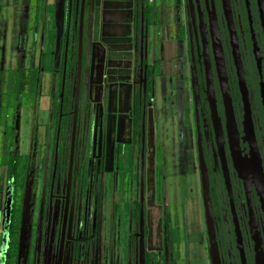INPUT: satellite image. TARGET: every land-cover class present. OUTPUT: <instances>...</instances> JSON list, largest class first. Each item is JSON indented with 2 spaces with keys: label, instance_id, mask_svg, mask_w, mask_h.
Instances as JSON below:
<instances>
[{
  "label": "flooded vegetation",
  "instance_id": "flooded-vegetation-1",
  "mask_svg": "<svg viewBox=\"0 0 264 264\" xmlns=\"http://www.w3.org/2000/svg\"><path fill=\"white\" fill-rule=\"evenodd\" d=\"M125 1L129 4V1ZM147 2L150 1H138L142 11L139 14L137 10L133 31L128 27L123 28L120 31V42L115 46L109 45L119 50L118 60L106 61L107 48L102 39L93 36L92 32L86 47L87 33L84 29L83 60L87 49L89 58H92V53L97 52L101 58L97 66L103 83L121 80L122 74L125 77L122 79L131 80L132 72L127 70L129 64H123L121 49L129 52L132 45L134 47L139 45L141 57L147 56L149 30L148 25L144 23L145 19L148 23ZM180 2L186 12L184 32L189 45L196 160L208 239L209 264H212L210 256L212 245L220 264H264V0H180ZM124 4L122 3V6H126V9L128 5ZM80 10L81 0H67L62 18L64 44L59 106L64 97L66 61L70 50L74 48L77 65L71 113L73 117ZM88 16L87 13L85 27L89 20ZM93 18L91 13V21ZM138 18L141 22L140 28L137 25ZM125 34L126 38L123 37ZM147 67V64L142 62L143 74H146ZM144 87L146 89V85ZM120 88L126 94V99L119 107L128 110L130 105L126 106L124 101L127 100L130 85L124 84ZM106 99L105 95L101 106L102 109L107 106L109 113L101 117L102 121H106L107 131L112 132V120L115 118L113 111H116L119 101L114 100L112 96ZM150 106L149 102H144L139 134L145 135L146 128H149L146 112ZM60 119L62 116L59 115ZM80 122L78 109V125ZM102 133L104 131L101 130ZM59 138L60 130L56 140L48 208L45 212V221L43 222L44 212H41L37 225L33 263H29L28 260L29 241L27 249H23L21 255L19 243L17 256L12 261L16 260V264H153V252L147 243L148 225L143 197L137 202L134 201L136 206L130 210L129 225L126 227L113 226L116 214L120 213L118 211L111 212L112 215L108 213L107 216L103 215L100 209L76 212L75 179L67 207V178L64 192L56 191L55 187L58 175ZM119 139L121 143L124 142L122 136ZM121 146L118 145L117 148ZM12 206L13 204L11 210ZM105 222L112 225L105 227ZM119 222L124 223L121 219ZM131 224H135V227H130ZM208 224L212 230V238L208 232ZM26 229L28 234V226Z\"/></svg>",
  "mask_w": 264,
  "mask_h": 264
},
{
  "label": "rangeland",
  "instance_id": "rangeland-1",
  "mask_svg": "<svg viewBox=\"0 0 264 264\" xmlns=\"http://www.w3.org/2000/svg\"><path fill=\"white\" fill-rule=\"evenodd\" d=\"M138 1L140 2V0ZM48 2V0H37V6L42 9L43 17L44 11L46 16L52 14ZM148 6L150 22L147 23V19L144 22L148 28L161 24L165 20L164 18H170L173 20L172 32L174 34L177 28L185 29L186 12L180 0H153L148 3ZM138 11L139 14L142 11L140 4ZM88 15L86 47L93 30L89 9ZM137 25L140 28V18H138ZM123 37L126 38L127 34ZM63 44V37H61L56 57H54L55 50L51 48L52 45L49 42L48 50H45L43 54H33L21 59L24 71H29L32 75H35V71H37L34 96L30 104H23L24 99L21 92L25 89H16L15 71H9L8 76L11 85L15 84V88L10 89V82L7 84L8 86L4 85V69L6 68L4 61L6 58L0 57V69L2 68L0 71V264H4L7 250L9 206L13 204L24 212L25 200L29 199L27 194H30L31 201L28 203L31 205L27 234V238L29 236L28 260L29 263H33L37 225L41 212H44L43 222L45 221V212L48 208L58 130H60V138L58 175L55 187L56 191L60 193L64 192L66 187L72 134L73 116L71 113L74 101L75 70L72 77L70 76L71 80H68V86H71L70 108H65L62 126L59 128L58 109L62 87ZM132 46L129 52L121 49L123 64H129L127 70L132 72L131 80L122 79L124 77L122 74L121 80L108 82V84L115 82L113 84L118 87L124 84L130 85L127 100L124 101L126 106L130 105V109L119 107L126 99V94L121 88L111 95L114 100L119 101L116 111H113L115 118L112 120V132L107 131L106 121H102L101 117L103 114L106 116L109 113L107 106L103 107L104 111L101 106L107 92L106 89L104 90L107 82L103 83V77L97 66L100 64L101 58L97 52L92 53V58H89L88 49L84 56L79 98L81 122L78 125L74 169L75 210L77 212L78 210L100 209L105 216L118 211L120 213L116 214L113 226L126 227L129 225L130 210L134 209L136 202L143 197L145 219L148 225L147 243L153 252V264H200L194 245L197 243V239L202 238L199 242L204 246L205 256L208 259V239L202 218L203 209L196 156L194 155L185 167L180 168L178 163H168L163 160L165 146L161 145L158 139L155 142L153 129L146 128L145 135L139 134L144 102H149L151 105L154 98L157 65L151 57L149 44L145 58L141 57L139 45L133 46V48ZM126 52L128 53L125 55ZM105 59L107 61L106 56ZM142 62L148 66L146 74L141 71ZM54 65L58 70L54 80L55 100L50 102L47 109L49 132L47 131L46 143L39 146V126L35 120L39 116L42 86L38 79L44 72H52ZM24 76L22 73L20 74L23 85L26 84H24ZM144 85H146V89H144ZM28 92L30 93L25 91V94L32 97V88ZM106 98V100L109 99L108 96ZM146 114L147 120H152V108L147 110ZM30 115H32V119ZM25 117L31 121L29 122L31 128L27 138L29 143L24 142L22 145L21 136ZM101 130L104 133L101 134ZM120 136H122V140L124 139L123 143L120 142ZM143 137H145V142H143ZM118 145H122L121 148L118 149ZM13 155H20L22 158L23 168L17 184H12L7 177L9 158ZM118 168L120 169L118 170ZM167 212L171 217V238L166 242L164 233ZM154 215L159 218V236L155 241L150 222V218ZM120 219L124 221L123 224L119 222ZM111 225L104 223L105 227ZM17 227V239L20 243L22 221L19 225L17 224ZM130 227L134 228L135 224H131ZM198 229L201 230L197 231ZM12 264H16V260H13Z\"/></svg>",
  "mask_w": 264,
  "mask_h": 264
},
{
  "label": "crops",
  "instance_id": "crops-1",
  "mask_svg": "<svg viewBox=\"0 0 264 264\" xmlns=\"http://www.w3.org/2000/svg\"><path fill=\"white\" fill-rule=\"evenodd\" d=\"M48 1L52 14L46 16L44 11L43 17V11L37 6V0H0V57L6 58L4 70H7L6 73L4 71V85L6 86L10 82V89L15 88V84L11 85L8 78L9 71H15L16 89H25L21 92L24 105L30 104L33 99L37 71H35V75L24 71L21 59L33 54H43L45 50H48L49 42H51V48L55 50L54 57L59 51L62 18L67 0ZM127 1L129 4H126L124 0H97L96 37L102 40L106 39L104 35L106 33L120 36V31L126 25L133 31L139 3L138 0ZM122 3L128 7L121 9ZM45 5L47 6V4ZM119 7L121 8L119 9ZM89 10L94 14L92 2H90ZM147 17L150 18V14ZM164 19L161 24L148 28L150 53L153 62L157 65L154 98L150 107L153 110V118L148 121V126L154 130L155 142L158 139L160 144L165 146L163 160L168 163H178V167L182 168L191 161L194 155L196 156L189 45L186 34L183 39H177L178 28L175 34L172 32L173 20ZM57 71V66L54 65L52 72H44L38 79L42 86L39 116L35 120L39 126V146L46 143L47 128L49 127L47 109L50 102L55 100L54 80ZM21 73L23 76L25 75V85L20 77ZM31 88L32 97L25 94V91L29 94L28 91ZM30 117L32 119V115ZM29 122L31 121L28 117H25L21 136L22 145L24 142L29 143V139H27L31 128ZM202 218L204 222V213H202ZM197 225L199 226L200 223L198 222ZM199 240L197 239V243L194 245L196 246L197 259L200 264H208L205 248Z\"/></svg>",
  "mask_w": 264,
  "mask_h": 264
},
{
  "label": "water",
  "instance_id": "water-1",
  "mask_svg": "<svg viewBox=\"0 0 264 264\" xmlns=\"http://www.w3.org/2000/svg\"><path fill=\"white\" fill-rule=\"evenodd\" d=\"M90 2H92L93 4V9H94V18L92 20L93 22V30H92V35L96 37V27L95 25L97 24V12H96V7L98 6L97 0H81V10H80V31H79V49H78V66H77V76H76V89H75V105H74V117H73V131H72V141H71V153H70V159H69V167H68V175H67V207L69 205L70 202V195H71V187L72 184L74 182L75 179V175H74V167H75V147H76V137H77V127H78V109H79V98H80V90H81V79H82V64H83V38H84V29H86L85 27V21H86V14L88 13V9L90 6ZM106 39H103L102 41L105 44H109V43H118V40H115L114 38L117 37L115 34H104ZM108 52H112L110 50H108ZM107 59L110 60L111 59V55L107 54L106 55ZM113 58V57H112ZM116 84H108L107 86L104 88V90L106 89V93L103 91V93L106 94V96H108L109 98L111 97V95H113V93L115 91H117L118 89H120V87L115 86ZM205 178V176H204ZM203 178V179H204ZM205 184L206 180H205ZM27 196H29V199L25 200V205L26 203L31 202L30 201V194H27ZM25 205H24V212H23V217H22V227H21V236H20V255L22 253V249L23 247L26 246V248L28 247V241H29V236L27 238V235L24 234V218H25ZM31 208V205H29ZM10 214H11V205L9 206V220H10ZM142 225H143V221H142ZM209 227V224H208ZM209 235L212 238V230L209 227ZM210 256H211V260H212V264H220V261L218 259V255L217 252L215 251V247L214 245L211 246V250H210Z\"/></svg>",
  "mask_w": 264,
  "mask_h": 264
},
{
  "label": "trees",
  "instance_id": "trees-1",
  "mask_svg": "<svg viewBox=\"0 0 264 264\" xmlns=\"http://www.w3.org/2000/svg\"><path fill=\"white\" fill-rule=\"evenodd\" d=\"M185 36V32L183 28H178L176 38L177 39H183ZM72 45V42L70 41V46ZM76 65H77V58H76V52L74 50H70V54L68 56V59L66 61V81L64 82V97L62 99V104L59 106V115L60 117L62 116V119H60V123H58L59 128L62 126L63 122V117L64 114L63 112L65 111V108L68 107L70 108V100H71V86H68V80H71L72 73L75 70V75H76ZM71 76V77H70ZM71 84V83H70ZM47 131H49V127L47 128ZM21 162L22 158L20 155H13L9 158V165H8V170H7V177L9 181L12 184H17L20 173H21ZM120 168H118L119 170ZM22 209L17 208L16 206H12L11 210V216H10V223H9V243H8V250L6 252V260L4 264H11L12 259L17 256L18 253V239H17V231L18 227L17 224L19 225L22 219ZM171 217L169 213H166L165 216V228L166 231L164 233V237L166 239V242L170 240L171 238Z\"/></svg>",
  "mask_w": 264,
  "mask_h": 264
},
{
  "label": "bare ground",
  "instance_id": "bare-ground-1",
  "mask_svg": "<svg viewBox=\"0 0 264 264\" xmlns=\"http://www.w3.org/2000/svg\"><path fill=\"white\" fill-rule=\"evenodd\" d=\"M158 219L159 218H158L157 215H154V216H152L150 218V222H151V226H152V231H153V240L154 241L156 239H158V236H159ZM27 226H29V205H28V203H26V209H25L24 230H23L24 231V234H27V229H26ZM25 247H23V249H25Z\"/></svg>",
  "mask_w": 264,
  "mask_h": 264
},
{
  "label": "built area",
  "instance_id": "built-area-1",
  "mask_svg": "<svg viewBox=\"0 0 264 264\" xmlns=\"http://www.w3.org/2000/svg\"><path fill=\"white\" fill-rule=\"evenodd\" d=\"M150 2H152L153 0H149ZM121 7H119V9H120ZM125 7H123L122 6V8L121 9H124ZM119 38H120V36H117V37H115L114 39L115 40H118L119 42H120V40H119ZM118 42V43H119ZM118 43H109L108 45L107 44H105V43H103L104 45H105V47L107 48V54H110L111 55V59L110 60H118V58H119V56H118V52H119V50H117L116 48H114V47H110L109 45H116V44H118ZM108 50H110V51H112V52H108ZM120 54V53H119ZM113 57V58H112ZM108 60V59H107Z\"/></svg>",
  "mask_w": 264,
  "mask_h": 264
}]
</instances>
